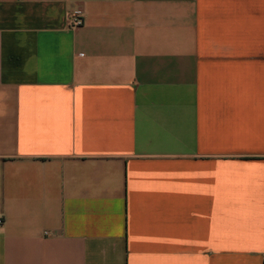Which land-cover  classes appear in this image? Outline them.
<instances>
[{"label": "crops", "instance_id": "crops-1", "mask_svg": "<svg viewBox=\"0 0 264 264\" xmlns=\"http://www.w3.org/2000/svg\"><path fill=\"white\" fill-rule=\"evenodd\" d=\"M0 264H264V0H0Z\"/></svg>", "mask_w": 264, "mask_h": 264}, {"label": "built area", "instance_id": "built-area-1", "mask_svg": "<svg viewBox=\"0 0 264 264\" xmlns=\"http://www.w3.org/2000/svg\"><path fill=\"white\" fill-rule=\"evenodd\" d=\"M84 24V17L81 11L76 10L69 13L68 25L72 28L80 27Z\"/></svg>", "mask_w": 264, "mask_h": 264}]
</instances>
